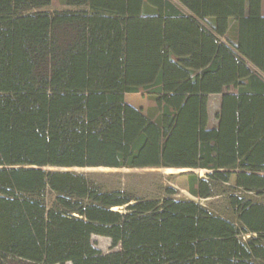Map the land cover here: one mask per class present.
Segmentation results:
<instances>
[{
	"label": "trees",
	"instance_id": "trees-1",
	"mask_svg": "<svg viewBox=\"0 0 264 264\" xmlns=\"http://www.w3.org/2000/svg\"><path fill=\"white\" fill-rule=\"evenodd\" d=\"M176 1L188 14L172 0H0V264H264V203L231 195L234 222L171 187L138 198L49 170L208 171L187 174L198 198L232 177L264 195V0Z\"/></svg>",
	"mask_w": 264,
	"mask_h": 264
},
{
	"label": "rangeland",
	"instance_id": "rangeland-1",
	"mask_svg": "<svg viewBox=\"0 0 264 264\" xmlns=\"http://www.w3.org/2000/svg\"><path fill=\"white\" fill-rule=\"evenodd\" d=\"M178 5L184 13L188 14L176 0H172ZM50 12L54 11H72L77 8L68 7L64 0H53L52 5L47 9ZM226 93H235L234 88L225 91ZM125 101L133 107L142 110L146 115H152L154 112L152 102L145 94H127ZM221 103V95H212L209 98V126L217 125L216 114L219 111ZM55 171H73L79 174L96 177L97 180L104 182L109 188L123 189L128 193L138 198H163L165 196L164 188L171 187L177 190L173 196L175 200L194 201L212 213L221 216L225 219L238 222L235 210L229 203L231 195L238 197H247V199L255 202L264 203V195H256L245 193L236 188L235 177L231 178L228 184H219L214 191L212 197L202 199L194 196L189 192L190 181L187 176L189 173H194L199 177H205L210 172L194 171L189 169H109V168H86V169H49ZM221 185V186H220ZM52 198L49 196V201ZM248 235L242 236L243 240L248 239ZM94 246L101 250L104 254L111 252V241L108 238L94 236L92 238Z\"/></svg>",
	"mask_w": 264,
	"mask_h": 264
},
{
	"label": "bare ground",
	"instance_id": "bare-ground-1",
	"mask_svg": "<svg viewBox=\"0 0 264 264\" xmlns=\"http://www.w3.org/2000/svg\"><path fill=\"white\" fill-rule=\"evenodd\" d=\"M166 171H170V172H171V171H172V169H167Z\"/></svg>",
	"mask_w": 264,
	"mask_h": 264
}]
</instances>
